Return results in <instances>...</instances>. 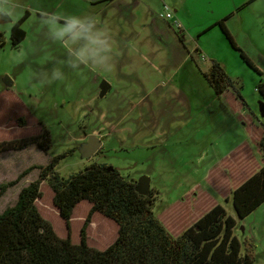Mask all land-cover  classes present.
<instances>
[{"label": "rangeland", "instance_id": "rangeland-1", "mask_svg": "<svg viewBox=\"0 0 264 264\" xmlns=\"http://www.w3.org/2000/svg\"><path fill=\"white\" fill-rule=\"evenodd\" d=\"M28 1L30 9L50 6L51 10L47 11H53V2L50 4V0L48 6H45V0ZM144 1L156 7L158 16L166 13L167 7L174 13L169 4L171 0ZM186 9L190 11L189 16L183 11L182 14L186 18V27L190 32L188 34L192 35V42L204 51L197 58L198 63L206 70L214 59L226 67V72L238 82L240 93L249 105L246 111L253 116L254 127H259L261 122L264 123L261 111L263 98L257 88L259 82L264 80V0H187ZM21 12L18 7L13 17ZM231 13L234 14L231 25L237 26V23L239 25L243 21L252 33V45L246 44V40L241 38L243 44L239 46L262 75L247 65L240 52L231 46L221 27L216 25ZM39 15L34 11L32 17L26 20L23 27L27 35L19 48H14L10 41L12 21L1 25L7 32H4L6 45L0 50V141L36 138L44 127L49 131V148L44 149L34 143L22 150L0 154V183L16 179L30 166H46L54 157L73 150L57 165L62 176L69 177L84 170L92 162L113 165L128 180L139 181L141 177L147 176L150 178V187L158 195L154 213L157 217H162L165 213V221L173 231L169 229L177 235L195 220V214L189 212L186 215L188 209L185 207H181L179 211L177 208H170L176 202L184 198L189 201L203 191L214 195L207 179L208 171L234 145L247 142L260 163L259 150L251 138L254 128L244 119L239 121L237 115V120L230 121L220 108H214L217 112L210 118L207 127L204 125L205 116L198 121L194 120L195 123L183 126L181 130L170 129L171 126L165 124L167 121L161 126L153 121V109L165 103L164 96L160 98L165 89L212 88L197 71L196 63L193 67L189 65L188 69L195 67L193 71L185 69L175 78L167 72L153 69L155 72L150 77L151 82H148L145 81L148 68H159L165 64L164 58H149L146 65L134 62L137 66L140 64L135 74L122 78L126 68L115 61L117 55L119 59L121 46L113 41L111 71H93L84 66L74 71L65 64V48L48 37ZM201 23H213L212 29L209 28L211 30L205 35L197 32L198 24ZM192 42L189 44L190 48L194 45ZM128 48L130 55L138 54L133 45ZM54 67L64 72V79L49 84L43 79V74H50ZM108 79L114 81V88L101 96V84L104 81L108 83ZM5 80L11 81L12 85L7 86ZM139 88H156L150 97L151 104L148 101H133L128 97L131 91ZM221 99L225 101L224 98ZM169 100L174 106L178 104L174 97H169ZM216 102L218 103V99ZM142 115L144 118L141 119ZM21 117L24 118L22 126L18 122ZM100 135L104 137L100 151L87 158L83 153L85 143L90 136ZM40 171L39 168L33 169L17 185L7 190L0 198V213L15 204L21 188L37 180ZM41 191L42 198L36 202L41 214L53 224L59 236L66 237L69 229L53 204V190L47 181L41 182ZM214 197L235 218V234L241 241L243 252L253 244L254 263L264 264V203L245 218H239L232 200L226 201L216 195ZM185 205L192 208L189 203ZM208 205L209 201L200 202L198 211L205 210ZM90 208L88 201H82L73 212L70 233L74 243L80 241V230ZM96 225H99L98 229ZM87 232L89 244L103 250L117 238L118 225L101 213H95Z\"/></svg>", "mask_w": 264, "mask_h": 264}, {"label": "trees", "instance_id": "trees-1", "mask_svg": "<svg viewBox=\"0 0 264 264\" xmlns=\"http://www.w3.org/2000/svg\"><path fill=\"white\" fill-rule=\"evenodd\" d=\"M29 15V11H26L11 28L10 41L14 48H19L25 40L23 24ZM225 21L226 18L217 25L231 46L240 52L247 65L262 75L237 44ZM5 45V33L0 30V50ZM203 76L219 97L233 93L241 101L243 109L249 108L240 93L238 82L229 76L220 62L211 60ZM257 88L263 98L261 103H264L263 79ZM18 122L24 125V118H19ZM251 138L259 150L260 163L243 154L241 160L216 169L209 177V183L214 185L221 176H227L228 182L225 184L223 179L222 189L227 185L231 188L226 201L232 200L239 218H245L264 203L263 122L254 128ZM48 142L49 131L43 127L42 133L36 138L0 141V154L22 150L34 143L48 149ZM72 151L54 157L46 166H30L16 179L0 183L1 198L33 169L41 170L37 180L21 188L15 204L0 213V264H255L253 244L243 252L241 241L235 234L237 222L222 204L211 206L181 233L174 235L171 225L162 221L153 211L158 198L157 191L150 188L147 194L139 192L138 181L124 178L117 167L92 162L84 170L69 177L62 176L57 165ZM247 174L248 177H245ZM42 181H47L53 190V204L69 229L66 237L58 235L53 224L41 214L37 206V200L43 195ZM82 201H88L91 208L81 227L80 241L74 243L70 233L71 219L75 208ZM95 213H101L118 225L117 238L103 250L89 244L87 229ZM96 226L98 229L99 225Z\"/></svg>", "mask_w": 264, "mask_h": 264}, {"label": "crops", "instance_id": "crops-1", "mask_svg": "<svg viewBox=\"0 0 264 264\" xmlns=\"http://www.w3.org/2000/svg\"><path fill=\"white\" fill-rule=\"evenodd\" d=\"M163 1L166 2V0ZM16 2L22 12L19 13L16 17H12L13 19H10L12 21L10 31L14 23L17 22L25 14L26 11H29L30 13L28 18L32 17V13L34 11L36 13L61 12L60 14L91 15L95 17L100 22L101 26L107 27L111 35L112 43L113 41H117L121 46L119 59L117 58V55L115 61L117 63H120L122 66L124 65V67L126 68V71L121 75L122 78H128L132 74L134 75L136 69L140 66L141 63H144L145 65L148 64L147 60H149V58H152L151 60H160L161 58H164L165 64L164 66H159V68L158 66H153L154 68L152 69L148 68V74L146 75L148 78H145V81L148 80V82H151L150 77H152V74H154L155 72L153 71V69L157 71L167 72L171 75L172 78H175L180 71L188 69L189 65L193 67L194 63H196L195 66L197 68V71H199V73H201L202 75L203 72H206L209 69V67L206 70L203 69L198 63L197 58L199 56L201 57V55L204 54V51L202 47H199L197 44L192 42V35L188 34L190 32L186 27V18L182 14V11L188 16L190 14V11L186 9L187 0L169 1V4L174 9V13H172L173 15L171 18H166L163 15L164 13L158 16L156 7L150 2H146L144 0H112L101 2L91 0H50V4L53 2V5H51L53 10L52 12L47 11L51 10L50 6L40 8L35 7V9H30L31 7L30 5H28L30 4L28 0H16ZM48 2L49 0H45V6ZM17 9L15 11H17ZM233 16L234 14L231 13L230 15L225 17V24L232 34L233 38L236 39L235 41L238 45L243 44L240 41L241 38H243L244 41L246 40V44L248 43L252 45V33L244 25L243 21L240 22L239 25L237 23V26L236 24L234 26L231 25V18ZM4 22L7 21L0 20V30H2L3 32H7L1 26ZM177 23H179L180 26H178ZM211 24L213 23L198 24V34L205 35L207 32H209L212 29ZM190 42L194 44L192 48H194L195 52L192 51V48L189 47ZM131 45H133L134 48L138 51L137 55L129 54L130 49L128 48V46ZM134 62L140 64H138L137 66L136 64H134ZM194 68H190L191 71H193ZM100 80L101 79H99V81ZM107 84L109 85L108 91L114 88V81L108 79ZM155 86L156 85H154V87ZM155 89L156 88L135 89V91H131L129 93L130 95L128 97L133 101H148L151 104L150 97L153 94L152 91ZM200 93H204L206 95L202 96L200 95ZM170 94L172 95L170 96ZM163 96V100L165 101V103L160 102L161 106H157L154 109L152 107L154 113L151 115H153V121H155L157 125L161 126L165 123V121H167V123L165 124L170 125V129L179 128L181 130L183 129V126H186L191 122L193 123L194 120L198 121L201 117L205 116L206 121H204V125L207 127L210 118L213 117V114L217 112L214 110V108H217L216 110H219L220 108L221 111L228 116L230 121L237 120V115L239 121L241 119H244L250 125V127L255 128L253 116L249 114L246 109H243L241 101L237 100L233 93H229L225 97H219L213 88H167L164 90L163 94L161 93L160 98H163ZM169 97H174L177 100L178 104L174 106L175 104L169 100ZM221 98H224L225 101ZM217 99L218 103L216 102ZM227 105L230 106V109ZM168 109L169 112L167 113ZM142 118H144V115H142L141 119ZM169 120L171 121L169 122ZM164 131L167 132L166 129H164ZM98 138H100L103 144L104 137L100 135L98 136ZM243 154H246L247 158H253L257 162V159L247 142L237 143L236 145H234V148L232 147V149L226 155H223V157H221L216 165L208 171V182L209 177L211 176L213 171H215L216 169L220 170L222 166H229L232 165V162L241 160V156ZM248 175L249 174L245 175V177H248ZM221 177L220 181H216L218 183L215 182L214 185H211L214 195L207 191H203L199 193V195H196L195 198H190L189 201H185L184 198L178 203L176 202L175 205L170 209L173 210L177 208V210L179 211L181 207H185V209H188L186 215H189V212H194L195 219H197L211 206L215 204H221L214 196L216 195L218 198H223L226 200V197H229L231 194V188L229 187V185H227L225 189H222V184H224L223 179L225 180V184L226 181L228 182L227 176L223 175ZM204 200L209 201L208 207L205 210L198 211V204ZM186 202L191 204L192 208L186 207ZM164 214L162 215V217H160L162 220L164 218ZM163 221L165 222V218Z\"/></svg>", "mask_w": 264, "mask_h": 264}, {"label": "clouds", "instance_id": "clouds-1", "mask_svg": "<svg viewBox=\"0 0 264 264\" xmlns=\"http://www.w3.org/2000/svg\"><path fill=\"white\" fill-rule=\"evenodd\" d=\"M19 7L16 0H0V19H11ZM40 22L47 29L53 42L60 43L66 50L65 64L76 71L82 66L93 71H111L113 43L107 27L91 15L40 13ZM64 72L54 67L45 72L43 79L51 84L64 79Z\"/></svg>", "mask_w": 264, "mask_h": 264}, {"label": "water", "instance_id": "water-1", "mask_svg": "<svg viewBox=\"0 0 264 264\" xmlns=\"http://www.w3.org/2000/svg\"><path fill=\"white\" fill-rule=\"evenodd\" d=\"M91 1H98V0H91ZM0 20L9 21L10 19L3 18ZM5 81L7 86L12 85L11 81L8 80ZM108 89H109V85L107 84V82H103L101 96H104ZM261 111L264 116V103H261ZM101 146H102V141L100 140V138H98L97 136H90L89 140L85 143L83 147L84 156H86L87 158L92 157L98 152ZM138 190L143 194H147L150 190V178H148L147 176L141 177L140 180L138 181Z\"/></svg>", "mask_w": 264, "mask_h": 264}, {"label": "built area", "instance_id": "built-area-1", "mask_svg": "<svg viewBox=\"0 0 264 264\" xmlns=\"http://www.w3.org/2000/svg\"><path fill=\"white\" fill-rule=\"evenodd\" d=\"M166 9H167V12L164 13L163 15H164L166 18H171L172 15H173L172 12H170V11L168 10V7H167ZM177 25L180 26L179 23H177Z\"/></svg>", "mask_w": 264, "mask_h": 264}, {"label": "flooded vegetation", "instance_id": "flooded-vegetation-1", "mask_svg": "<svg viewBox=\"0 0 264 264\" xmlns=\"http://www.w3.org/2000/svg\"><path fill=\"white\" fill-rule=\"evenodd\" d=\"M99 1V0H98ZM102 90V89H101ZM108 91V90H107ZM107 93V92H106Z\"/></svg>", "mask_w": 264, "mask_h": 264}]
</instances>
